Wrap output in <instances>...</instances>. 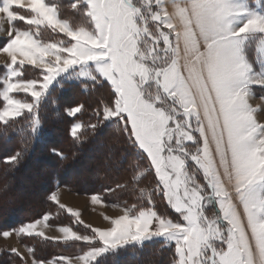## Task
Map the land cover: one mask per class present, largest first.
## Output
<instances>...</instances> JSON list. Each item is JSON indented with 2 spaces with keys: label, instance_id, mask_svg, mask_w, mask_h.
Segmentation results:
<instances>
[{
  "label": "snow or ice",
  "instance_id": "snow-or-ice-1",
  "mask_svg": "<svg viewBox=\"0 0 264 264\" xmlns=\"http://www.w3.org/2000/svg\"><path fill=\"white\" fill-rule=\"evenodd\" d=\"M0 35V139L20 138L5 175L41 137L42 113L60 112L65 84L95 98L62 109L73 145L112 128L126 145L105 154L90 196L120 208L106 227L85 224L57 185L48 200L86 231L49 237L50 214L0 230L77 249L44 261L26 246L31 264H119L154 245L168 264H264V104L250 102H264V0H0Z\"/></svg>",
  "mask_w": 264,
  "mask_h": 264
},
{
  "label": "trees",
  "instance_id": "trees-1",
  "mask_svg": "<svg viewBox=\"0 0 264 264\" xmlns=\"http://www.w3.org/2000/svg\"><path fill=\"white\" fill-rule=\"evenodd\" d=\"M17 24L26 27L20 22ZM3 39L6 38L0 37V40ZM18 95L23 97V94ZM55 95L62 97L60 112L57 113L49 107L42 113L44 117L42 135L32 143L19 167L5 175L4 165L0 164V187H3L5 183L10 185L7 193L0 192V230L15 228L22 223L38 220L45 214H51L50 223L53 225L70 226L73 230L79 228L86 231L82 225L73 224V218L47 197L57 185L86 195L100 191L101 185L104 184L101 166L105 154L111 151L119 157L126 148L121 134L115 128L105 131L99 140L92 138L82 145H73L68 136V120L63 117L62 109L74 102L91 105L95 98L90 97L82 87L76 84H65L62 88L57 86ZM82 118L86 120L87 115ZM53 146L63 151L68 159L61 160L54 156L50 151ZM19 147L18 136H11L8 140L0 139V159L14 153ZM74 151L77 152L75 158L72 157ZM45 166L49 168L46 169ZM84 171L91 177L84 180L82 178ZM20 182H25L23 188L20 187ZM147 183L149 182L146 181ZM39 187L42 189L36 195H23L24 189L32 190ZM104 199L109 204L114 202V199L107 195ZM34 239L40 238L20 237V242L27 247H33L36 257L44 261L52 260L60 255H71L77 251L74 247L53 240L34 245ZM169 260L170 253L159 245H154L137 253L135 258L132 254L120 257L119 264H168ZM18 261L20 258L12 253L0 255V264H15Z\"/></svg>",
  "mask_w": 264,
  "mask_h": 264
},
{
  "label": "rangeland",
  "instance_id": "rangeland-1",
  "mask_svg": "<svg viewBox=\"0 0 264 264\" xmlns=\"http://www.w3.org/2000/svg\"><path fill=\"white\" fill-rule=\"evenodd\" d=\"M1 53L0 55H2ZM5 60V59H4ZM2 61V60H1ZM0 65H3V63H0ZM257 95L260 94L259 89H256ZM254 106L257 104H264V102L260 101L259 99H253L250 101ZM47 167V168H46ZM46 169H48V166H45ZM82 178L85 180L89 177H91L90 174H87V172L84 171L82 174ZM88 176V177H87ZM25 182H20V187H24ZM42 187H39L37 189H24L25 196L29 195H36L39 190H41ZM59 198L60 202L66 207L71 208L73 210H77L80 212L81 220L84 221L85 224L91 225L93 227H106L107 221L104 220L103 215H108L111 217H115L117 215L122 214L119 207H112V206H106V205H93L90 200L91 195L81 194L75 191H70L65 186L59 187ZM109 204V203H108ZM111 204V203H110ZM242 212V208L240 209ZM51 217V214H50ZM49 227L44 228V226L41 224L39 226L40 230H43L45 234L49 237H60L61 233L59 232L58 225H53L50 223V218L48 221ZM58 241V240H57ZM15 248L17 249L22 256H24L26 264H31L32 257L28 254L27 247L23 245L20 242V238H18L15 233H13L12 236L5 239L2 235H0V255L11 253V249ZM15 264H21L20 261H18Z\"/></svg>",
  "mask_w": 264,
  "mask_h": 264
},
{
  "label": "crops",
  "instance_id": "crops-1",
  "mask_svg": "<svg viewBox=\"0 0 264 264\" xmlns=\"http://www.w3.org/2000/svg\"><path fill=\"white\" fill-rule=\"evenodd\" d=\"M0 37H1V38H6V37L3 36V35H0ZM0 54H1V53H0ZM5 57H6V54H2V55H0V63H3V62H4ZM1 60H2V61H1Z\"/></svg>",
  "mask_w": 264,
  "mask_h": 264
}]
</instances>
